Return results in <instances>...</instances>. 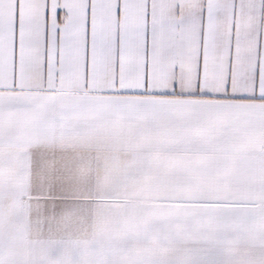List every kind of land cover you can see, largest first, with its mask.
<instances>
[{"label":"snow or ice","instance_id":"6c2138e0","mask_svg":"<svg viewBox=\"0 0 264 264\" xmlns=\"http://www.w3.org/2000/svg\"><path fill=\"white\" fill-rule=\"evenodd\" d=\"M192 2L194 14L178 0H0V192L6 177L14 195L59 211L82 186L67 178L71 164L56 146L99 136L114 122L106 117L133 114L159 119L157 135L185 162L161 214L231 228L249 218L244 205L257 204L264 217V29L241 56L233 22L227 55L216 58L222 4L233 18L244 4ZM253 144L262 149L255 156ZM138 162L109 154L105 183ZM240 170L252 174L249 184L230 179ZM134 180L126 176L125 188L135 190Z\"/></svg>","mask_w":264,"mask_h":264},{"label":"crops","instance_id":"0c3cea01","mask_svg":"<svg viewBox=\"0 0 264 264\" xmlns=\"http://www.w3.org/2000/svg\"><path fill=\"white\" fill-rule=\"evenodd\" d=\"M185 14H194L192 0H178ZM243 8L221 6L212 32L216 58L224 59L231 25L237 26L240 54L247 55L264 29V4L238 0ZM177 57L182 53L177 50ZM101 134L56 146L70 164L67 178L82 186V195L57 212H45L19 195L4 178L0 192V260L4 264H264V217L257 204H246L247 221L231 228L190 225L161 214L165 190L185 179V162L175 159L157 135V118L133 114L106 117ZM249 151L262 149L253 144ZM135 154L136 167L111 171L104 181V162L111 153ZM58 163V162H57ZM134 176L135 190L126 189ZM230 179L247 185V170ZM25 196L29 186H24ZM211 251L212 255H206Z\"/></svg>","mask_w":264,"mask_h":264}]
</instances>
